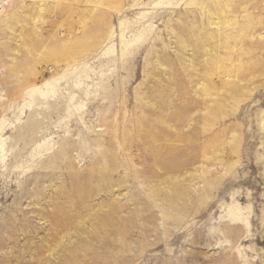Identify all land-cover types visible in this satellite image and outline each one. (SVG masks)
<instances>
[{
    "label": "rangeland",
    "instance_id": "374dc122",
    "mask_svg": "<svg viewBox=\"0 0 264 264\" xmlns=\"http://www.w3.org/2000/svg\"><path fill=\"white\" fill-rule=\"evenodd\" d=\"M0 264H264V0H0Z\"/></svg>",
    "mask_w": 264,
    "mask_h": 264
},
{
    "label": "bare ground",
    "instance_id": "6f19581e",
    "mask_svg": "<svg viewBox=\"0 0 264 264\" xmlns=\"http://www.w3.org/2000/svg\"><path fill=\"white\" fill-rule=\"evenodd\" d=\"M48 81H49V80H48ZM48 81H47V82H48ZM48 85H49V83H48ZM48 89H49V88H48ZM51 90H52V89H51Z\"/></svg>",
    "mask_w": 264,
    "mask_h": 264
}]
</instances>
